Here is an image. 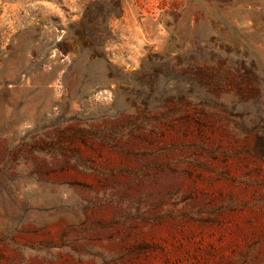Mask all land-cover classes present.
<instances>
[{
	"label": "rangeland",
	"instance_id": "1",
	"mask_svg": "<svg viewBox=\"0 0 264 264\" xmlns=\"http://www.w3.org/2000/svg\"><path fill=\"white\" fill-rule=\"evenodd\" d=\"M31 38L52 44L56 79L26 62ZM246 52L264 70V0H0V264H264L251 149L264 104L236 80ZM74 60L104 80L68 92L59 75ZM175 66L227 76L238 117L142 115L124 93Z\"/></svg>",
	"mask_w": 264,
	"mask_h": 264
},
{
	"label": "trees",
	"instance_id": "2",
	"mask_svg": "<svg viewBox=\"0 0 264 264\" xmlns=\"http://www.w3.org/2000/svg\"><path fill=\"white\" fill-rule=\"evenodd\" d=\"M257 18V17H255ZM71 28H73L71 26ZM79 34H82L83 31L78 30ZM80 44V43H79ZM49 46V47H48ZM47 48L37 46V39L31 38L28 42L22 46L20 49L22 52L27 53V50L32 49V56H26V62H30L31 65H35L39 69V72L45 75L46 77L53 73V79L57 78L58 73H54L53 61H49L50 51L52 49V44L48 45ZM51 46V47H50ZM97 45H94L95 48ZM85 49V43L80 44V50L83 52ZM243 69L236 66V80L240 87H244L247 83H250L255 92L251 103L254 106H260L264 104V70L260 69L255 61L251 59L249 63L246 62L247 52L245 54ZM50 63H52L50 65ZM86 65L83 63L77 62L74 60L71 64H68L67 68L61 73L60 80L63 83V87L71 92L74 90L77 82L80 85V88L83 87L87 81H90L89 72L85 71ZM29 68V67H28ZM178 68L175 66L170 71H162L161 73H156L147 78L135 79V82L140 86L138 92L133 93L129 90L125 95L132 96L133 103H140L146 107V110L143 111L142 115H147L151 111L164 110L162 115L170 117L172 120H185L191 115L190 111H196L194 116L195 121L201 122L207 116H218L215 111H221L223 117L227 119L237 118L238 115L234 114H225V109L227 104L226 100L221 98L220 89L223 87V83H226L227 76L222 75H212V76H199L194 77L189 74L180 75ZM28 70L25 69L22 74L27 75ZM6 74V73H4ZM2 83L10 82L3 75ZM79 77L81 81H78ZM74 78L73 80H71ZM113 77H111L112 79ZM104 79H94L92 84L98 86ZM70 81V82H67ZM52 83V80L42 79L40 85L43 87H49ZM162 84V85H161ZM168 85L173 86H187L190 85L192 88L189 90H172L168 88ZM98 87H96L97 89ZM131 94V95H130ZM247 98V95L241 93L240 98L237 101L232 102L233 106L240 104ZM180 113L179 116L175 114ZM220 116V115H219ZM264 120V117L261 118ZM264 133V132H263ZM262 141L259 144V147L251 146L252 151L262 159H264V136L260 138Z\"/></svg>",
	"mask_w": 264,
	"mask_h": 264
}]
</instances>
